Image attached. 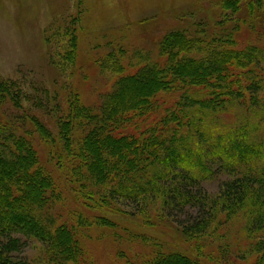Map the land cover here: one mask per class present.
Wrapping results in <instances>:
<instances>
[{"label":"trees","instance_id":"obj_1","mask_svg":"<svg viewBox=\"0 0 264 264\" xmlns=\"http://www.w3.org/2000/svg\"><path fill=\"white\" fill-rule=\"evenodd\" d=\"M218 6L238 14L242 0L222 1ZM248 6L254 18L252 34L262 43L264 30L259 22L264 21V0ZM239 22L243 24L242 19ZM191 32V27L180 28L159 43L151 41L159 48L157 60L150 59L149 52L120 56L124 51L121 42L109 40L112 53H101L103 61H91L100 63L104 74L118 76L113 89L104 92L101 88L95 102L101 101L93 106L85 103L84 88L73 91L67 120L51 117L57 133L32 115L0 121V264H29L14 255L23 249L25 239H36L44 246L40 264H96L81 230L57 227L52 210L46 212L57 203L46 166L56 157L63 164V152L68 154L70 193L75 199L90 196L95 203L101 201L100 211L105 215L110 209L117 210L112 200H125L137 211L139 206H156L160 216L176 220L189 247H203L210 233L211 251L219 252L211 254L206 263L264 264V139L250 123L225 129L221 118L234 107L252 112L264 102V47L255 43L221 51L217 45L207 58L197 50L201 48L198 43L189 46ZM230 38L225 41L238 45L235 32ZM76 41L71 54L74 67ZM192 56L203 60L195 62ZM16 87L0 83V96L11 93L22 107L23 94L13 93ZM176 92V103L162 110L159 98L167 94L173 100L170 94ZM196 131L200 133L197 139ZM36 140L50 147L45 163ZM220 173L229 180L212 196L202 184ZM104 216L94 221L80 217L79 226L86 230L97 225L102 231L119 234L128 230ZM241 217L245 231L235 255L229 231ZM136 222L154 226L149 220ZM149 242L155 244L147 264H196L164 242Z\"/></svg>","mask_w":264,"mask_h":264},{"label":"rangeland","instance_id":"obj_2","mask_svg":"<svg viewBox=\"0 0 264 264\" xmlns=\"http://www.w3.org/2000/svg\"><path fill=\"white\" fill-rule=\"evenodd\" d=\"M222 1L232 0H0V83H13L17 85L13 93L18 91L23 94L22 107L16 105L11 93L6 94L5 98L0 96V121L16 116L25 119L32 115L54 134L57 131L53 128L54 121L51 117L58 115L67 120L69 107L74 102L73 91H82L84 88L87 97L85 103L98 105L101 101L95 102L99 98L98 91L102 88L104 92H110L118 76L104 74L100 70L102 65L92 63L91 60L103 61L101 53L112 51L107 45L112 39L121 42L119 46L124 51L120 56H131L139 51L143 54L151 53L150 59H156L159 50L157 44H152L151 41L159 43L170 31L189 27L193 34L189 39V46L198 43L201 48L197 50L207 55V58H211V51L216 50L217 45L221 51L239 50L238 46L245 48L255 43L263 48L264 41L257 42V37L252 34L254 26L251 24L254 18L249 13L248 6L253 3L255 7L260 0H242V10L238 14L221 10L218 5ZM255 11L261 14L256 8ZM239 19H242L243 24ZM259 24L264 30V21ZM231 32L237 34L234 40L238 45L232 46L225 41L233 39L230 38ZM75 41L79 48L76 67L71 56ZM133 55H138V52ZM120 56L115 57L117 59ZM192 58L195 62L203 60L195 56ZM182 94L184 91H181V96ZM170 95L173 100L167 98V94L159 98L162 110L176 103L178 93ZM261 98H264V91ZM247 105L249 106L248 100ZM195 116L199 117L198 114ZM221 118L227 126L225 129L250 123L254 129H259L258 135L264 139V102L255 106L252 112H247V108L234 107ZM199 135V131H196L195 138ZM36 143L41 160L45 163L50 147L38 140ZM59 144L61 145L60 142ZM61 156L65 160L63 164L59 165L56 157L46 166L52 179L45 176L55 185L54 200L57 202L46 212L52 210L57 227L81 230L82 240L92 254L94 263L147 264L154 255L151 248L155 244L150 243L149 239L158 240L161 244L164 242L170 249L185 254L190 262L196 264H208L204 260L209 262L211 254L219 252L214 249L211 251L210 233L206 236L203 247H189L184 241V230L175 223L176 220L170 216H160L156 206L151 209L139 206L140 211H137L125 200H112L111 203L117 210L110 209L109 214L105 215L100 211L101 201L95 203L90 196L88 199L85 196L75 199L70 193L71 173L66 167L68 154L63 152ZM228 180L227 176L220 173L217 179L207 180L202 186L208 194L216 196L221 191L222 183ZM78 190H81L80 186ZM96 199L99 200L95 197L94 200ZM118 209L127 214L118 212ZM101 216L128 230L119 234L102 231L97 225L86 230L79 226L80 217H83L82 221H94ZM136 220H149L154 226H139ZM242 226H245L244 218H236L229 231L230 239L234 238L232 244L235 255L242 247L245 231ZM130 234L131 240L128 239ZM144 238L146 242H143ZM24 242L23 249L14 255L29 260V264H40L44 255L42 243L36 239H25ZM218 256L219 254L216 257ZM233 257L231 254L232 261L235 260Z\"/></svg>","mask_w":264,"mask_h":264}]
</instances>
